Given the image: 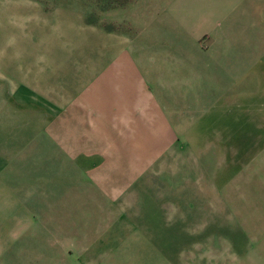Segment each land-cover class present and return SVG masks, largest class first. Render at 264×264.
<instances>
[{"label":"rangeland","instance_id":"obj_1","mask_svg":"<svg viewBox=\"0 0 264 264\" xmlns=\"http://www.w3.org/2000/svg\"><path fill=\"white\" fill-rule=\"evenodd\" d=\"M174 1L0 0V264H264V64ZM203 59L259 93L206 103Z\"/></svg>","mask_w":264,"mask_h":264},{"label":"crops","instance_id":"obj_2","mask_svg":"<svg viewBox=\"0 0 264 264\" xmlns=\"http://www.w3.org/2000/svg\"><path fill=\"white\" fill-rule=\"evenodd\" d=\"M174 2L176 6L174 10L180 14V29H175L183 31L186 39L195 42L204 34L208 33L212 36L211 46L213 49L209 51L211 53L205 56L209 57L214 64L218 63L223 72L225 68L229 69V66L225 64L234 61H239L238 64L254 61L264 64V58L252 59L255 56V54H252L254 48L264 47V29L252 22L250 18L252 11L249 10L253 6L257 8L264 6V0H175ZM244 14L248 15L245 16ZM208 67L204 59L198 61L197 69L202 74V77H198L199 83L194 87V92L198 91L199 94L208 96L206 103L211 100L210 96H216L214 101L218 100L219 110H226V105H232V102H236L239 96L259 93L258 91L264 87V84L262 85L259 80L260 89L258 91H252L250 87H247V84L252 82L253 78L258 79L253 73L243 77L242 80L233 79L235 76L230 78L223 77L224 79H229V83H225L226 81L221 80V75L214 76L212 74L211 71L216 66L208 64ZM209 74L215 79L214 84H210L207 80L206 75ZM263 78L264 76L261 79ZM181 79L183 80V78ZM206 81L209 86H206ZM237 86H240L238 91H236ZM182 87L184 90L182 94L191 93L188 88ZM161 89L170 91L168 92L169 94L176 93L170 87ZM178 90L180 92L181 89L178 88ZM241 159L244 160V155L241 156Z\"/></svg>","mask_w":264,"mask_h":264}]
</instances>
